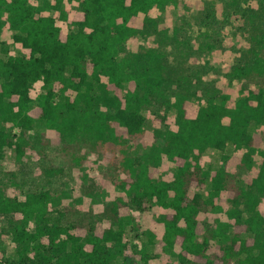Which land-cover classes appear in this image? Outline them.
<instances>
[{
  "label": "trees",
  "instance_id": "16d2710c",
  "mask_svg": "<svg viewBox=\"0 0 264 264\" xmlns=\"http://www.w3.org/2000/svg\"><path fill=\"white\" fill-rule=\"evenodd\" d=\"M189 5L0 0V45L8 27L30 51L0 56V156L9 147L22 158L30 146L27 131L45 125L70 161L82 167L94 154L118 175V194L102 209L83 213L66 189L33 190L22 198L0 187V217L20 262L149 264L160 258L166 264L177 258L183 264H264V18L258 15L250 45L228 68V77L240 84L218 88L205 101L165 51L145 45L126 51L138 36L177 35L181 28L171 31L162 13ZM209 8L208 20L216 15ZM254 13L248 8L242 16L251 24ZM39 80L43 91L33 97ZM164 104L175 109L174 127L156 129L149 149H136L146 133L143 111ZM84 143L87 154H78ZM209 147L222 152L218 167L204 166ZM163 157L176 167L173 178L157 176ZM62 170L51 165L46 171ZM154 206L165 210L164 231L159 240L148 231L142 242L140 214ZM67 212L73 215L65 219ZM201 214L213 215L212 221Z\"/></svg>",
  "mask_w": 264,
  "mask_h": 264
},
{
  "label": "rangeland",
  "instance_id": "374dc122",
  "mask_svg": "<svg viewBox=\"0 0 264 264\" xmlns=\"http://www.w3.org/2000/svg\"><path fill=\"white\" fill-rule=\"evenodd\" d=\"M191 5L183 10H170L167 18L171 31L173 27H180L177 35L170 32L168 39L138 36L128 41L126 51H137L141 45L154 47L165 51L179 67V71L190 75L192 89L197 90L202 101L214 96L218 88L233 89L240 83L228 77V68L237 61L241 50L249 46L254 28L257 27L262 15L264 18V0H189ZM70 8L71 5L66 3ZM213 6L215 17H205V12ZM253 9L256 13L255 22L251 24L242 16L245 9ZM74 9V8H73ZM54 16L58 10L47 11ZM161 11L154 10L158 15ZM184 13V18L180 17ZM181 18V19H180ZM206 19V20H205ZM61 24L63 23L60 22ZM64 24V23H63ZM253 25L255 27H253ZM66 26V24H65ZM14 30L5 27L3 45H0V56L7 58L9 55H29V49L13 38ZM177 36V37H176ZM212 45V47L210 46ZM43 91V81H37L32 89V96L36 97ZM168 92V88L166 90ZM170 93V92H169ZM146 117V133L143 140L135 143L136 149H149L155 140L156 129L174 127L175 109L159 105L147 108L144 111ZM54 133L45 125H37L27 131L30 146L22 158H17L14 149L5 148L0 156V187H4L12 194L24 197L29 191L51 188L53 190L66 189L71 193L73 205L77 206V212L83 213L89 209L100 210L105 204L118 194L114 180L118 179L114 165L97 158L94 154H87L88 146L84 143L77 145L78 154H87V160L80 167L74 161L66 157L62 147L63 143H53ZM228 152H234L232 145ZM221 151L209 147L204 155V166L208 168L218 167L221 162ZM56 165L63 168L61 173L50 174L46 170L49 166ZM176 167L167 157H163V163L158 173L159 178H173ZM197 189L191 190V195ZM82 198L78 203L77 199ZM164 209L154 206L140 214L142 233L141 241L147 242L148 231L156 233L157 240L162 236L164 223L161 216ZM58 215V214H56ZM73 214L67 212L65 219ZM209 217V218H208ZM200 218L212 221L213 215L201 214ZM132 238L131 234L127 235ZM139 239L135 243L139 247L143 244ZM153 246L148 250L152 252ZM179 250V247L176 248ZM0 264H25L20 262L16 247L11 239L6 222L0 217ZM114 264H123L117 259ZM149 264H163L160 258H152ZM166 264H183L177 258H171Z\"/></svg>",
  "mask_w": 264,
  "mask_h": 264
}]
</instances>
